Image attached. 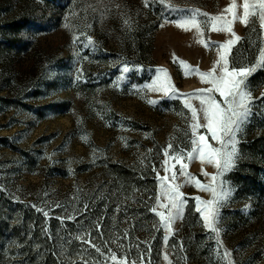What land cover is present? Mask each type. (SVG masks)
Returning <instances> with one entry per match:
<instances>
[{
  "label": "rangeland",
  "instance_id": "rangeland-1",
  "mask_svg": "<svg viewBox=\"0 0 264 264\" xmlns=\"http://www.w3.org/2000/svg\"><path fill=\"white\" fill-rule=\"evenodd\" d=\"M244 2L0 0V264H264V28L258 13L241 22ZM232 5L229 65L255 71L217 235L195 207L212 193L179 168L203 185L217 169L173 157L191 150L184 98L209 87L199 73L234 36L177 22L232 20ZM162 180L186 201L170 229Z\"/></svg>",
  "mask_w": 264,
  "mask_h": 264
},
{
  "label": "snow or ice",
  "instance_id": "snow-or-ice-1",
  "mask_svg": "<svg viewBox=\"0 0 264 264\" xmlns=\"http://www.w3.org/2000/svg\"><path fill=\"white\" fill-rule=\"evenodd\" d=\"M145 6H148V0H145ZM235 5L225 9L226 12H233ZM261 21V27L264 28V0H257L256 3L249 4L248 0H245L243 4V19L242 23H247L249 15H256ZM207 17L206 20L197 21L196 16L191 17L189 20L178 21L177 26L183 27L185 24L197 25L199 31V25L209 27L212 31H227L234 36V39L228 40L226 43L218 46V60L214 64L212 70L206 73H199L200 80L209 85L207 88L199 89L197 92L184 98L185 107L191 112L190 124L191 129V150L185 152L181 149L174 157L176 161L187 160L191 162L194 159L199 158L201 163H208L213 165L217 172L211 177V184L203 185L196 178L190 176L187 171V164L181 163L179 168V174L186 178V182H195L200 190L210 191L213 199L207 202L197 199L196 211L202 213L205 225L210 228L211 231L217 233L216 228L217 217L219 216L218 201L223 199L228 193H221L218 191V187L223 183L220 177L227 171L231 170L235 166L236 159L239 154L238 150V133L241 131L242 126L247 121L251 110V95L248 89L246 80L247 76L255 71V67H230L229 56L231 55V46L239 40V37H235L232 33V23L240 19L233 12L232 20H222L220 16H208V14H200ZM222 23L217 25V22ZM91 42V41H89ZM259 65L264 66V51L260 53ZM182 63V62H181ZM127 71V69H125ZM163 72V70H159ZM197 71V70H192ZM167 77V73H164ZM159 87L156 90H162L167 94L169 91L175 94V89L170 82L165 80L164 82L157 81ZM219 93L218 99L216 94ZM199 100V109L193 107L190 103L191 99ZM200 113H202V119L204 123H200ZM207 129V133H210L211 139L214 140L220 147H213L208 143L207 135L200 133L199 129ZM171 148V144L168 146ZM165 155H168L167 150ZM167 164V161H165ZM167 172L168 169L165 168ZM205 175H207L205 173ZM159 176V173H157ZM176 174L173 173L171 179L175 181ZM165 177L164 180H167ZM161 196L168 200L167 205H158L160 207H166L169 209L167 216L161 212L158 213L161 221H164V227L170 229L172 222L182 214L183 206L186 203L182 193L179 191L181 185H169L165 186L164 181H161ZM202 206V207H201ZM155 211V209H152ZM47 214V213H45ZM91 242V241H87ZM167 258V257H165ZM114 262L116 256L110 257ZM123 264V261H121Z\"/></svg>",
  "mask_w": 264,
  "mask_h": 264
}]
</instances>
